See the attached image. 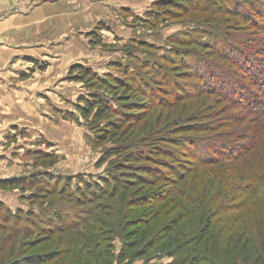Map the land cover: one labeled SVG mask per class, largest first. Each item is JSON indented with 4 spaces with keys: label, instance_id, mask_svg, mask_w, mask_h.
<instances>
[{
    "label": "rangeland",
    "instance_id": "rangeland-1",
    "mask_svg": "<svg viewBox=\"0 0 264 264\" xmlns=\"http://www.w3.org/2000/svg\"><path fill=\"white\" fill-rule=\"evenodd\" d=\"M155 1L63 0L48 33L53 45L46 55L39 51L12 59L0 77L2 86L32 91L30 98H15L8 112H0V182L17 185L0 189V264H171L206 226L202 264H252L259 256L264 263V154L254 150L214 165L191 158L182 138L225 141L242 127L233 118L241 111L218 97L195 94L204 88L200 77L177 55L164 58L172 45L181 48L172 39L219 20L220 29L239 37V50L251 48L257 59L264 55L259 18L252 19L247 7L255 24L232 14L193 11L163 20L151 17V22L147 13H157ZM214 3L228 7L225 0ZM192 36L206 41L203 33ZM219 36L222 45L230 42L225 33ZM184 47L208 62V46ZM73 66L88 68L93 76L83 77ZM127 68L140 74L143 88L155 90L154 103L125 84ZM233 75L244 85L251 82L242 80L241 71ZM175 88L194 95L175 99ZM92 97L113 109L127 106V117L105 113L98 119L96 108L81 112L84 100ZM0 110L6 111L2 105ZM213 124L218 126L209 132L190 131ZM214 131L224 133L213 137ZM163 149L180 152L177 175L162 171L171 164ZM130 154L136 156L131 163ZM114 165L124 172L113 169L120 190L83 202L67 194L69 183L70 191L80 181L98 183ZM132 169L155 179L123 183Z\"/></svg>",
    "mask_w": 264,
    "mask_h": 264
},
{
    "label": "trees",
    "instance_id": "trees-1",
    "mask_svg": "<svg viewBox=\"0 0 264 264\" xmlns=\"http://www.w3.org/2000/svg\"><path fill=\"white\" fill-rule=\"evenodd\" d=\"M216 1L223 0H156L153 4L155 8V12L147 13L150 17L148 21L154 22L153 20H163L165 17L174 18L179 14H186L187 12H205L207 14L213 15L214 17H221L224 14L227 15H235L240 16L241 20L244 22L254 23L249 15L247 16V12L244 10L249 7L247 10L250 12L253 10V14H251L252 19H258L257 31L264 36V0H225L226 5L228 7L222 5L215 4ZM255 1V2H254ZM224 3V4H225ZM254 5V6H253ZM164 13L166 14L164 16ZM161 15V16H158ZM164 16V17H163ZM152 17V19H151ZM228 21V20H227ZM255 24V23H254ZM201 26L202 29H195L192 31H187L184 33L183 37L174 40L172 39V43L177 45L180 44L181 48L176 51L174 45V49L171 47L169 51V55L165 54V61L169 60V57L173 55H177L179 60L183 61V64H188L192 73L195 76L200 77L202 81V85H204L203 89H198L195 91V94H203V95H212L218 97L223 103L228 104L230 107H236V109L241 111L240 116H234L236 119V123H242V127L235 133L228 136L225 141L223 139L217 138L213 140L210 137L204 138H182L181 146L182 148L187 150V154L191 158H195L204 165H214L220 162L226 161H237L242 158L244 155L248 154L250 151L260 150L264 154V55L259 56L257 60L251 53V48H245L243 52L240 49V43L235 41V38H239L233 34H229L227 28H221V24L219 20H215L209 23H205ZM219 32L225 33L226 37L230 41L228 44H221V36H219ZM195 33H203L206 36V41H202L199 38H193V34ZM230 33H236L234 30H231ZM195 45V46H208L207 52L208 54V62L199 58L194 52H192L189 48L184 47L185 45ZM217 45V48L214 46ZM220 49L223 52L222 53ZM245 51V54H243ZM229 56V61L226 60V56ZM243 54V55H242ZM256 55L258 54V50H255ZM239 55V56H237ZM242 55V56H241ZM194 58L193 62H190L189 59ZM203 63L201 68H198L197 65ZM150 66H153L155 71V64L153 62H149ZM234 66L235 70H231V66ZM73 70H77L78 74L83 75V77H91L93 76L92 72L83 66H73ZM148 69V68H146ZM201 69L203 71L201 72ZM135 69H129L123 71V77L125 78L126 85L133 87L135 91H137L141 95L147 94L148 98L154 103V95L153 91L148 89L147 87H142L141 84L145 82L141 79L140 74L137 72L134 73ZM245 74L242 77V80L246 79L251 82H247V85L242 84L236 77H233L235 73ZM137 71V70H136ZM232 72V74H231ZM248 75H246V73ZM222 76H226V81L222 78ZM123 80V79H122ZM224 81L226 84L224 85ZM138 83V86L136 85ZM135 83V85L133 84ZM198 86V85H197ZM195 86V88L197 87ZM194 95V93H187L182 90L174 91L175 99L187 98ZM82 107L79 109L81 112L88 113L93 111L95 108L96 117L101 119L105 113H110L113 115H117L118 117L122 114L127 117L128 112L127 106H122L119 109H113L111 104L104 101L102 98H90L89 101L84 100ZM88 106L90 108L88 109ZM103 112L100 116H98L97 112ZM245 121V122H244ZM219 124V123H218ZM218 124H213L209 126H193L190 128V131L200 130L203 132L211 131L217 128ZM226 125V123H224ZM227 126H222L221 129L225 130ZM229 128V126H228ZM219 131V130H218ZM213 137L219 136L223 133L216 132ZM233 135V136H232ZM232 137V138H229ZM199 140H201V144H199ZM186 143H191L189 148L186 147ZM203 148V151L200 148ZM164 150V151H163ZM161 154L165 156V159L171 162V164H166L164 168H162L163 172L166 171L170 173L171 176L174 174L177 175L179 165L175 160V156H179L180 153L174 151H168L163 149ZM136 156L130 154L129 155V163L133 162ZM175 162V163H174ZM119 165L111 166L107 169V174L104 178L99 179L98 183L93 181H80L81 185L76 186L73 191L71 189V183L68 185L67 194H69L74 199H77L80 202L85 201V199H92L97 194L101 195L104 192H108L109 189H117L120 190L123 186H118L122 183L117 176H115V172L113 169H117ZM153 169H151L152 171ZM119 175H122L124 172L122 169H117ZM153 175L155 174L152 171ZM130 177L127 182L122 180L123 183L132 184L136 181H143L144 179H148L153 181L155 179L154 176H146L144 173L136 171L132 169ZM160 176V175H159ZM17 185L15 181H3L0 182V189H15ZM208 226L205 229L200 231L198 237L193 238L189 241L188 247L182 250L180 259L175 260L171 264H202L204 261L200 258L201 252L205 249V244L208 240ZM264 235V234H263ZM262 244H264V236H262ZM202 262V263H201ZM252 264H264L262 257H256Z\"/></svg>",
    "mask_w": 264,
    "mask_h": 264
},
{
    "label": "crops",
    "instance_id": "crops-1",
    "mask_svg": "<svg viewBox=\"0 0 264 264\" xmlns=\"http://www.w3.org/2000/svg\"><path fill=\"white\" fill-rule=\"evenodd\" d=\"M62 1L0 0V77H4L5 72L10 70L12 59L36 56L39 51L40 55H46L48 46L53 45V36L48 33L51 34L55 16H59L55 14L59 13L56 9ZM64 38L61 41L67 45L68 41ZM47 41H50V45H47ZM22 87L27 86L0 84V89H4L2 92L0 90V105L6 110L0 112H8L13 104L10 102L15 98H20L21 102L22 99L31 97V88Z\"/></svg>",
    "mask_w": 264,
    "mask_h": 264
}]
</instances>
